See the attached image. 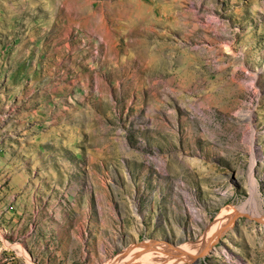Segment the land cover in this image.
<instances>
[{"label": "rangeland", "instance_id": "rangeland-1", "mask_svg": "<svg viewBox=\"0 0 264 264\" xmlns=\"http://www.w3.org/2000/svg\"><path fill=\"white\" fill-rule=\"evenodd\" d=\"M226 218L172 264H264V0H0V264L192 252Z\"/></svg>", "mask_w": 264, "mask_h": 264}, {"label": "bare ground", "instance_id": "bare-ground-1", "mask_svg": "<svg viewBox=\"0 0 264 264\" xmlns=\"http://www.w3.org/2000/svg\"><path fill=\"white\" fill-rule=\"evenodd\" d=\"M232 218H226V220H217L214 225L208 230L197 248L192 252L188 251L189 246L182 245L179 248H171L165 242L149 241L146 243L133 246L126 255L119 259L117 264H124L131 261H142L145 258H153L160 264H172L181 260V257L195 258L200 254L207 252L214 244L220 233H222L231 223Z\"/></svg>", "mask_w": 264, "mask_h": 264}, {"label": "water", "instance_id": "water-1", "mask_svg": "<svg viewBox=\"0 0 264 264\" xmlns=\"http://www.w3.org/2000/svg\"><path fill=\"white\" fill-rule=\"evenodd\" d=\"M260 220V219H259Z\"/></svg>", "mask_w": 264, "mask_h": 264}]
</instances>
